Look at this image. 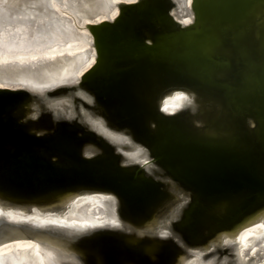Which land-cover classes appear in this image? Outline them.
Listing matches in <instances>:
<instances>
[{
	"label": "water",
	"instance_id": "water-1",
	"mask_svg": "<svg viewBox=\"0 0 264 264\" xmlns=\"http://www.w3.org/2000/svg\"><path fill=\"white\" fill-rule=\"evenodd\" d=\"M54 2L79 21L113 6L50 0L49 16L19 12L8 26L52 24L66 35L61 21L73 18ZM117 7L114 20L86 25L87 50L96 59L75 87L45 97L0 87L3 209L57 214L72 197L103 194L116 219L77 229L2 213L0 244L24 237L56 249L60 264H177L181 256L208 257L214 247L236 264V244L216 242L264 216V0H192L182 8L176 0H137ZM190 15L187 25L177 19ZM43 33L37 37L53 38ZM35 64L0 62V74ZM76 89L86 97L84 111L71 112ZM176 93L190 98L168 114L164 101ZM58 102L65 104L57 105L66 110L61 116ZM87 118L102 122L122 145Z\"/></svg>",
	"mask_w": 264,
	"mask_h": 264
},
{
	"label": "bare ground",
	"instance_id": "bare-ground-1",
	"mask_svg": "<svg viewBox=\"0 0 264 264\" xmlns=\"http://www.w3.org/2000/svg\"><path fill=\"white\" fill-rule=\"evenodd\" d=\"M104 1L107 2L110 0ZM135 1L137 0H112V8H99L98 13L95 14L93 18L84 17L79 22L69 10L65 9L70 14L62 10L61 13H66L73 17V21L71 22H73V24L77 26L76 28L80 31L79 33L75 32L68 21H61L62 26H69L68 29L70 30V34L71 36L73 35L72 40L69 42L62 43L60 38L51 42L48 41L47 38L42 39L37 36L35 39H31L32 35L35 34L31 28L25 25L10 26L9 29L0 34V51L2 53H7L8 56L15 53L25 54L23 57H14L13 59H21L24 57L38 59L56 55L61 56L62 60L57 63H50L41 66L35 78L27 77L29 75L19 74L15 72V70L11 69L4 78L9 79L12 82L0 81V87L24 88L29 90L31 93L43 97H45L49 92L60 90L62 88L75 87L79 83L82 75L94 65L96 59L94 49L92 52H89L88 50L75 52V50L78 49L77 47L85 46V49H89V47L92 46V38L88 35L89 32L86 29V25L88 23H93L94 21L101 22L106 19L114 20L119 13V8L117 7L119 3ZM176 1L180 8H182V5L191 6L192 3V0ZM58 6L59 5L55 3V7ZM177 19H179L184 25L192 22L191 15L188 18H180L177 16ZM10 32H13L16 36H18V42L16 44H10ZM62 51L64 52L63 54H56ZM42 72L43 74L40 75ZM16 82L17 84H15ZM50 82H55V84L47 87L46 85ZM177 96L182 97V99H176ZM84 98H86L84 92L76 89L72 98L73 102L69 104V110L72 112L78 107L80 110H83L84 108H81L80 105L81 99ZM189 98L190 97L184 93H176L168 96L163 105L165 112L168 114L178 112L182 109V106L186 104ZM54 105L58 107L57 105L64 106L65 104H63V102H58ZM58 109L60 111L57 110L58 113H56L59 116H61L60 112L64 113L66 111L62 108L60 109L59 107ZM87 121L93 129L107 137L113 143L122 145L124 142L120 136H117L110 130L106 129V127L99 120L95 119L93 121H89L87 118ZM135 155L136 153L130 154L128 157L134 160L136 159ZM3 208L4 206L0 204V215L4 213L3 215L5 217L14 221L29 219L39 225L47 223L60 224L77 229H89L92 227L110 225L116 219L115 213L110 206V197L103 194H84L72 197L68 199V203L63 208L64 211L58 212L57 214H44L37 210H34L31 214H26L24 212H20L18 209L5 211ZM176 210H178V207L171 211L172 213H175ZM262 228H264V216L242 233L237 235H223L216 243H219L223 246V248H229L230 243L234 242L236 244L235 253L238 261L236 264H240L239 260L251 257L259 248L264 249V239H262V236L259 234ZM145 233V231L139 232L138 235L145 236ZM14 240L15 241H11L7 244H0V262L6 258L5 264H22L27 261V259L32 257L33 253H37L39 255L38 258L34 256L35 258L33 259L34 263H36L40 257L46 258V256L40 254L43 251H45V253H43L47 256L49 254L57 256L59 253L53 247H43L39 243L29 241L24 237H16ZM51 244L53 245L52 242ZM39 251L41 252L38 253ZM207 252L212 254H209L208 257H203L201 255L202 253L194 254L190 257L181 256L177 264H191L192 262V264H227L229 262L228 256L219 254L218 250L214 249V247L207 250ZM54 264H60L59 260H55Z\"/></svg>",
	"mask_w": 264,
	"mask_h": 264
},
{
	"label": "rangeland",
	"instance_id": "rangeland-1",
	"mask_svg": "<svg viewBox=\"0 0 264 264\" xmlns=\"http://www.w3.org/2000/svg\"><path fill=\"white\" fill-rule=\"evenodd\" d=\"M76 1H81V0H76ZM89 1L92 2L93 0H89ZM110 1L112 2V0H110ZM110 1H107V2L109 3ZM49 2H50V0H0V34H2L4 31L9 29L10 26H8V25H10V24H12V22L16 21L15 20L17 18L16 14L19 12L30 13V15H32V12H34V10H35V11H37L36 13L38 16H40V14L44 15V16H49V12H47V10L49 9ZM56 8L59 10V12H61L62 10L66 11L65 9L61 8L60 6H58ZM66 12L69 13L68 11H66ZM65 14L66 13H62L63 16ZM66 15H68V14H66ZM69 16L72 17L71 15H69ZM74 17L77 19V21H79V18H80L79 15L74 16ZM69 23H70V26L73 28L71 22H69ZM6 26L8 28H6ZM29 27L35 33L34 35H32L31 39H35V37L37 35H39L40 32H44L43 34L47 33V35H50V36L54 32L53 38L52 37L47 38L48 41H51V42H53V40H55V39L60 38L61 42L64 43V42L71 41L73 38V35L71 36L70 30L68 29L69 26L64 27V28H66V32H67L66 35L57 34V32H55V30L58 29V27L55 28V26H53L55 28V30H53L52 24L46 26V25H43V23H41V24L37 23L35 25L34 22H31L29 24ZM75 27H77V26H75ZM9 34L11 36L10 44H16L18 42V36H16L13 32H10ZM37 40H38V38H37ZM77 48H76L77 50H75V52L76 51L77 52L87 51V49H85V46L84 47L80 46ZM63 53L64 52L62 51V52H58L56 54L61 55ZM23 56H25V54H23V53H15L13 55L8 56L7 53H2L0 51V62L6 63L9 61L15 60V61H18L19 65H21V66H23L26 63H30V62L36 63L35 65L38 66V67L36 66L37 68L36 67L35 68H33V67L29 68L28 67V68L24 69L23 68L24 66L23 67L20 66L16 69H13V70H15V72H17L19 74L29 75L27 77L35 78L37 76V73L39 72L41 66L47 65L50 63H57V62L62 60L61 56H56V55H52L50 57L38 58V59L37 58L33 59L30 57H24L21 59H13L14 57H23ZM42 74H43V72L40 75H42ZM5 76H7V74H3V75L0 74V81L12 82L9 79H5L4 78ZM15 84H17V82ZM54 84H55V82H50L46 86L48 87V86L54 85ZM259 234H260V236H262V239H264V228H262L260 230ZM40 252L41 251H39L38 253H40ZM43 252L45 253V251H43ZM43 252H41L40 254L46 256V258L40 257L38 262L34 263V260H33L35 258L34 256H36L38 258L39 255L37 253L36 254L33 253L32 254L33 256L30 257L29 259H27V261H25L22 264H54L55 260H59L58 256H53L52 254H49L47 256ZM236 259L237 258L235 256H232L233 262H237ZM239 261H240V264H264V249L259 248L251 257H249L247 259H242ZM7 264H11V263H7Z\"/></svg>",
	"mask_w": 264,
	"mask_h": 264
},
{
	"label": "snow or ice",
	"instance_id": "snow-or-ice-1",
	"mask_svg": "<svg viewBox=\"0 0 264 264\" xmlns=\"http://www.w3.org/2000/svg\"><path fill=\"white\" fill-rule=\"evenodd\" d=\"M176 99H182V97L177 96Z\"/></svg>",
	"mask_w": 264,
	"mask_h": 264
}]
</instances>
